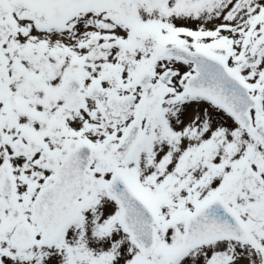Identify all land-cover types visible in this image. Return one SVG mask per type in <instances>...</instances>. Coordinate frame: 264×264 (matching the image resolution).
<instances>
[{"label": "snow or ice", "instance_id": "1", "mask_svg": "<svg viewBox=\"0 0 264 264\" xmlns=\"http://www.w3.org/2000/svg\"><path fill=\"white\" fill-rule=\"evenodd\" d=\"M0 264H264V0H0Z\"/></svg>", "mask_w": 264, "mask_h": 264}]
</instances>
